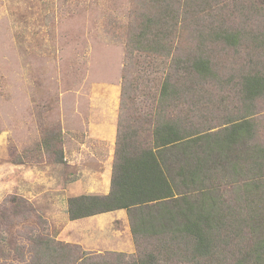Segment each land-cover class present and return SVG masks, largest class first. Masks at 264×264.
<instances>
[{"label":"trees","instance_id":"16d2710c","mask_svg":"<svg viewBox=\"0 0 264 264\" xmlns=\"http://www.w3.org/2000/svg\"><path fill=\"white\" fill-rule=\"evenodd\" d=\"M133 4L131 20L112 26L152 69L124 80L121 100L160 80L156 105L118 130L110 192L70 197L68 214L127 209L137 251L56 240L12 197L0 209V264H264V0Z\"/></svg>","mask_w":264,"mask_h":264},{"label":"rangeland","instance_id":"374dc122","mask_svg":"<svg viewBox=\"0 0 264 264\" xmlns=\"http://www.w3.org/2000/svg\"><path fill=\"white\" fill-rule=\"evenodd\" d=\"M133 2L0 0V209L11 207L7 200L12 197L28 200L35 209L29 218L45 221V230L40 226L39 232L59 241L69 220L63 197L78 188L59 181L68 174L66 149L73 156L88 141L99 149L89 138L87 122L111 115V100L104 102V97L119 102L118 130L128 125L130 116L156 105L157 98L152 97H158L160 80L138 82L142 93L121 100L124 80L141 81L149 67L147 54L132 48L123 26H112L131 20L138 6ZM235 66L241 65L235 62ZM92 99L103 100L101 106H92ZM105 221L108 234L112 220ZM28 228V223L19 224L12 233ZM103 237L101 231L95 233L96 241L103 242ZM18 239L23 245L31 243L25 237ZM118 242L114 236L113 246Z\"/></svg>","mask_w":264,"mask_h":264},{"label":"crops","instance_id":"0c3cea01","mask_svg":"<svg viewBox=\"0 0 264 264\" xmlns=\"http://www.w3.org/2000/svg\"><path fill=\"white\" fill-rule=\"evenodd\" d=\"M103 99L104 102L111 100L108 103L113 106V110L109 112L111 115L105 119L96 121L91 120L87 122V128L89 129L87 132L90 134L89 138L100 145L99 149L95 147L94 142L92 146L89 141L87 143L82 142L80 144V149L78 147L77 151L73 150V156L69 150L66 149V156H64L66 162L64 165L67 166L68 174L64 180L59 179V181L65 185L70 184L78 187L76 193L71 195L68 194L66 197H63L64 203L62 208H65L66 211L68 207V199L72 196H78L81 194L106 195L111 190L113 161L115 158V148L118 134V111L120 107L119 102L116 100L105 97ZM92 100V106L97 108L101 106L103 101L98 99ZM102 145L105 146V149H103ZM71 166L73 170L69 169ZM75 170H77V173H75ZM80 183H82L81 185L83 187L81 190L79 189L81 186ZM66 187L67 186H65L64 189H66ZM109 218L112 220L111 225L113 230L106 234L104 230L107 227L106 225L108 221L106 222L105 220H108ZM120 220H125V223L127 224L122 223ZM97 231H101L104 236L103 242L96 241L95 233ZM122 233L125 234L124 238L121 236ZM59 234H61L62 241L77 244L83 250L90 252L103 253L105 251L101 252L100 250H109L131 254L137 251V245L132 233L129 214L127 209L124 208L74 220L69 218L68 222L65 226H63ZM114 236L121 240V242H118L117 246H113L112 243Z\"/></svg>","mask_w":264,"mask_h":264}]
</instances>
